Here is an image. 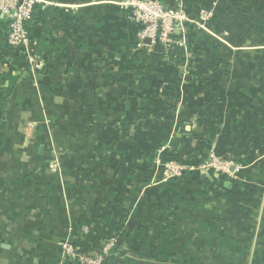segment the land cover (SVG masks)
<instances>
[{
    "label": "crops",
    "instance_id": "1",
    "mask_svg": "<svg viewBox=\"0 0 264 264\" xmlns=\"http://www.w3.org/2000/svg\"><path fill=\"white\" fill-rule=\"evenodd\" d=\"M45 1L29 67L0 63V264H60V243L120 204L116 264H264V2L204 0L212 18L195 21L209 32L193 25L179 66L160 45L138 49L124 0ZM56 9L71 29H54ZM6 27L0 14V55ZM212 151L240 172L177 193L157 165Z\"/></svg>",
    "mask_w": 264,
    "mask_h": 264
},
{
    "label": "built area",
    "instance_id": "2",
    "mask_svg": "<svg viewBox=\"0 0 264 264\" xmlns=\"http://www.w3.org/2000/svg\"><path fill=\"white\" fill-rule=\"evenodd\" d=\"M48 4L45 0H0V14L7 26L3 51L14 49L22 50L25 55L30 54L31 36L25 25L34 19L39 7ZM121 5L139 28L137 47L146 48L147 41H150L151 45L162 46L165 53L170 49L179 48L188 54L191 27L195 25L208 31L206 22L212 18V13L201 10L199 19L206 22H197L185 6L168 7L159 0H124ZM184 159L187 162L175 158L163 163L157 162V165L161 164L164 180H177L185 171L196 172L198 176L205 174L228 178H233L235 172H240V166L233 158L219 155L215 151L200 163L193 164L187 158ZM118 246V239L109 238L101 242L100 251L86 252L74 238H67L60 243V264H106Z\"/></svg>",
    "mask_w": 264,
    "mask_h": 264
},
{
    "label": "trees",
    "instance_id": "3",
    "mask_svg": "<svg viewBox=\"0 0 264 264\" xmlns=\"http://www.w3.org/2000/svg\"><path fill=\"white\" fill-rule=\"evenodd\" d=\"M186 8L194 20L199 18V13L201 10L206 11L209 9V7L205 5L204 0H186ZM59 11L60 10L58 9L55 10V16L52 19V23H54V29H71L73 27L72 17L69 16L67 20L64 21V19H61L60 16L62 15ZM47 21H49L48 9L39 12L37 15H35L33 20L26 23V30L32 37L33 41L35 39L38 40L40 37V34L37 30L40 24H42L41 27H44ZM195 32V27L192 26L189 36V50L193 49V37L195 36ZM165 54L171 62H174L179 66L185 65L187 61V54L183 49H170ZM26 59L27 56L22 50H2L0 55V63L4 66L7 65L9 70H16L21 67L28 68L29 65L26 64ZM198 179L199 177L196 172L185 171L183 175L176 180L175 191L177 193H183L192 185H194ZM127 212L128 211L125 209L124 205L120 204L116 215H111L110 213L104 214L100 221L93 225L89 234L85 237V240L80 243L82 249H85L86 252L100 251L101 242L104 239L116 238L118 241L121 240L126 232L121 221L123 219V215ZM161 223H163L165 226L159 232L155 241L159 250L163 254H167L174 247L176 242V233L174 231V226L170 217L161 220ZM113 254L107 259L106 264H116V256Z\"/></svg>",
    "mask_w": 264,
    "mask_h": 264
},
{
    "label": "water",
    "instance_id": "4",
    "mask_svg": "<svg viewBox=\"0 0 264 264\" xmlns=\"http://www.w3.org/2000/svg\"><path fill=\"white\" fill-rule=\"evenodd\" d=\"M147 43L150 44L151 42H150V41H147ZM216 176H217V175H216ZM202 178H203V179H204V178H210V179H211V176H210V175H206V176H204V177H202ZM125 206H126V208L128 209L129 206H130V204H129V203H126ZM84 251H86V250L84 249Z\"/></svg>",
    "mask_w": 264,
    "mask_h": 264
},
{
    "label": "rangeland",
    "instance_id": "5",
    "mask_svg": "<svg viewBox=\"0 0 264 264\" xmlns=\"http://www.w3.org/2000/svg\"><path fill=\"white\" fill-rule=\"evenodd\" d=\"M260 0H258V2H259ZM264 2V0H262L260 3H263ZM128 18H129V16H128ZM129 20L131 21V19L129 18ZM209 21H210V19H209ZM199 30H202V29H200L199 28ZM207 30V29H206ZM207 32H209V30L207 31ZM139 49V48H138ZM262 259L264 260V256L262 257ZM260 263V262H259Z\"/></svg>",
    "mask_w": 264,
    "mask_h": 264
}]
</instances>
